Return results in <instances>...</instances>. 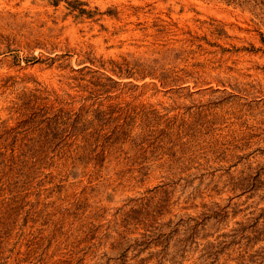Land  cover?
Wrapping results in <instances>:
<instances>
[{"label":"rangeland","instance_id":"1","mask_svg":"<svg viewBox=\"0 0 264 264\" xmlns=\"http://www.w3.org/2000/svg\"><path fill=\"white\" fill-rule=\"evenodd\" d=\"M0 264H264V0H0Z\"/></svg>","mask_w":264,"mask_h":264}]
</instances>
